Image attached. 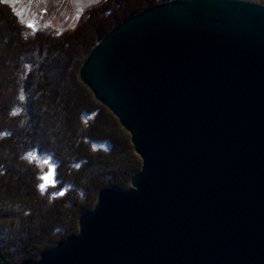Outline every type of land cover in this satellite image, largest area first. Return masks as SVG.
<instances>
[{"label":"water","instance_id":"obj_1","mask_svg":"<svg viewBox=\"0 0 264 264\" xmlns=\"http://www.w3.org/2000/svg\"><path fill=\"white\" fill-rule=\"evenodd\" d=\"M80 78L142 169L128 189L101 190L77 234L22 264H264V4L142 10L99 41Z\"/></svg>","mask_w":264,"mask_h":264},{"label":"trees","instance_id":"obj_2","mask_svg":"<svg viewBox=\"0 0 264 264\" xmlns=\"http://www.w3.org/2000/svg\"><path fill=\"white\" fill-rule=\"evenodd\" d=\"M133 1L108 0L73 30L28 41V29L0 0V264L36 262L77 234L80 217L95 207L101 190H126L141 171L129 134L78 79L109 32L170 0H145L136 8ZM111 5L119 13L112 16ZM128 6L129 15L119 16ZM100 15L107 19L100 23ZM42 156L55 164L54 198L41 194Z\"/></svg>","mask_w":264,"mask_h":264},{"label":"rangeland","instance_id":"obj_3","mask_svg":"<svg viewBox=\"0 0 264 264\" xmlns=\"http://www.w3.org/2000/svg\"><path fill=\"white\" fill-rule=\"evenodd\" d=\"M2 1H4V3L8 4L11 7V9L14 11V14L18 17L21 24H23L25 28L28 29L26 30V33L23 36V39L28 40V41L34 39L35 34H39V33H42L44 34V36H47L45 34L58 35V34H62L67 31L73 30L88 17L89 11L92 8L102 3H105L106 1L108 2V0H35L34 4H37V6H33L32 5L33 0H2ZM249 1H254V2L264 4V0H249ZM121 2H124V1H121ZM133 2L134 3L132 4L135 6V8L141 7L143 6V4H146L145 0H142V1L134 0ZM139 2H142V3H139ZM111 6L114 8L113 12H111L112 16L115 15V13H117L119 10H121L116 5H111ZM44 9H47V13L45 14V16L48 18H45V16H42ZM111 13H110V16H111ZM128 13H129V6L127 10H122L119 16H127L129 15ZM105 15H108V14L106 13ZM104 16L100 15L101 17L100 23L101 21L104 22L107 19V18H103ZM79 75H80V72H79ZM79 75H78V79L80 77ZM81 83L85 85L83 82ZM86 90H84L85 94L88 95V93L90 92L92 94V97H94L93 93L90 91L88 87ZM24 97H27V95L24 94ZM23 103L25 106L28 105V102L25 100ZM108 111L110 114H113L109 109ZM114 117L118 120V118L115 115ZM120 126L122 127L124 131H126L129 134V132L121 124ZM98 148L100 150L101 149L104 150L103 146H100ZM47 158L48 157L42 156L40 162L41 163L45 162V164H40V165L38 164L41 170L40 172L41 176H39V178L41 177L40 178L41 184L43 182L42 177L54 174V171H55L54 169L55 164L51 163L52 162L51 159L49 160V158L48 159ZM50 166L52 167L50 168ZM53 180H51L50 182H52ZM56 185L48 186L43 191L41 190V194L43 196L47 195V197H50V198L56 197V195L59 194L58 190H56ZM74 197H77V195L74 194Z\"/></svg>","mask_w":264,"mask_h":264},{"label":"flooded vegetation","instance_id":"obj_4","mask_svg":"<svg viewBox=\"0 0 264 264\" xmlns=\"http://www.w3.org/2000/svg\"><path fill=\"white\" fill-rule=\"evenodd\" d=\"M34 2H35V0H33L32 5L33 6H37V4H34ZM40 3H42V2H40ZM46 13H47V9H44V12H43L42 16H45ZM45 18H48V17L45 16Z\"/></svg>","mask_w":264,"mask_h":264},{"label":"snow or ice","instance_id":"obj_5","mask_svg":"<svg viewBox=\"0 0 264 264\" xmlns=\"http://www.w3.org/2000/svg\"><path fill=\"white\" fill-rule=\"evenodd\" d=\"M41 189L43 190V185H41Z\"/></svg>","mask_w":264,"mask_h":264}]
</instances>
